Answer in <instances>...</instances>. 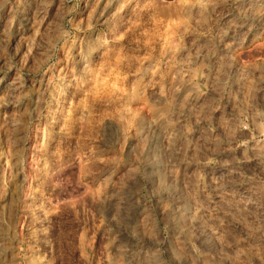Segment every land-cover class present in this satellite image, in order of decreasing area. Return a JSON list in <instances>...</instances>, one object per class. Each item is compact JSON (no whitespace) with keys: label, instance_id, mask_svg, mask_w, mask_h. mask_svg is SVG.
<instances>
[{"label":"rangeland","instance_id":"374dc122","mask_svg":"<svg viewBox=\"0 0 264 264\" xmlns=\"http://www.w3.org/2000/svg\"><path fill=\"white\" fill-rule=\"evenodd\" d=\"M0 264H264V0H0Z\"/></svg>","mask_w":264,"mask_h":264}]
</instances>
